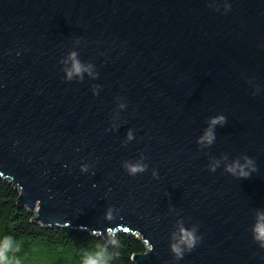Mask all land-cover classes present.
Returning <instances> with one entry per match:
<instances>
[{
  "label": "water",
  "instance_id": "water-1",
  "mask_svg": "<svg viewBox=\"0 0 264 264\" xmlns=\"http://www.w3.org/2000/svg\"><path fill=\"white\" fill-rule=\"evenodd\" d=\"M73 50L98 78L64 79ZM141 154L148 170L128 175ZM243 155L247 179L224 170ZM0 178L32 223L140 238L134 264H264L250 231L264 212V0H0ZM177 219L202 236L179 261Z\"/></svg>",
  "mask_w": 264,
  "mask_h": 264
},
{
  "label": "clouds",
  "instance_id": "clouds-1",
  "mask_svg": "<svg viewBox=\"0 0 264 264\" xmlns=\"http://www.w3.org/2000/svg\"><path fill=\"white\" fill-rule=\"evenodd\" d=\"M211 5L209 4V7ZM224 11L230 10L231 5L224 3ZM215 11H219V8H214ZM79 39L76 40L79 43ZM66 66L65 65H69ZM60 64L63 65L64 79L68 82L74 79L78 82L84 80L85 74L92 78H98V72L95 70V66L91 62H84L79 58L78 51H70L66 58L60 60ZM99 85H93L92 92L93 95L98 94ZM259 92V89H257ZM256 92L253 93L255 95ZM121 100L122 98H117ZM125 103L121 102L117 105L120 110L125 109ZM226 117L222 114L216 115L209 118L208 125L204 129L202 135L197 138V144L201 149L210 147L216 140L215 129L216 126H224L226 124ZM134 139V134L131 129L126 132V140L124 143L130 142ZM222 159H227V155H222ZM145 157L143 154L140 155L139 159L135 161L125 160L123 161V168L130 176H136L137 174L144 173L148 170V164L144 162ZM89 165H81V171L87 172L89 170ZM220 167L219 160H215L209 163L208 170L210 172H215L217 168ZM224 170L240 179H247L253 173L258 171L255 161L247 155L242 157H237L232 160L229 164L224 167ZM152 177L158 178V173L155 169L152 171ZM118 216V212H115L114 208L109 206L105 212L104 218L108 221L115 220ZM255 222L252 224L250 231L252 233V239L261 249H264V212L257 211ZM92 234H96L93 231ZM107 238L104 244H98L95 251L83 250L81 264H111V261L115 259L118 255L116 252H110L109 247L119 248L120 242L117 234L114 231L107 232ZM202 240V236L198 235V225L193 224L191 227H185L183 219H177L174 230L170 234L169 248L175 260L179 261L185 255V253L191 252L198 243ZM20 251V245L14 240L10 235L5 236L2 241H0V264H20L19 259L14 256L9 257V253H15Z\"/></svg>",
  "mask_w": 264,
  "mask_h": 264
},
{
  "label": "trees",
  "instance_id": "trees-1",
  "mask_svg": "<svg viewBox=\"0 0 264 264\" xmlns=\"http://www.w3.org/2000/svg\"><path fill=\"white\" fill-rule=\"evenodd\" d=\"M19 192L6 180L0 178V241L12 236L20 245V251L8 255L19 259L20 264H81L83 250L95 251L105 241L85 232L68 229L46 228L31 220L36 216L26 208L17 210ZM119 248L109 247L118 253L111 264H134L131 256L145 253L146 245L140 238L119 233Z\"/></svg>",
  "mask_w": 264,
  "mask_h": 264
},
{
  "label": "rangeland",
  "instance_id": "rangeland-1",
  "mask_svg": "<svg viewBox=\"0 0 264 264\" xmlns=\"http://www.w3.org/2000/svg\"><path fill=\"white\" fill-rule=\"evenodd\" d=\"M7 181V180H6ZM146 251H147V246H146Z\"/></svg>",
  "mask_w": 264,
  "mask_h": 264
}]
</instances>
